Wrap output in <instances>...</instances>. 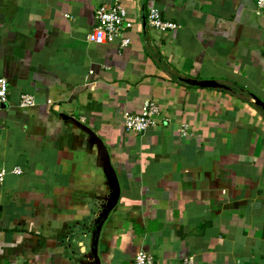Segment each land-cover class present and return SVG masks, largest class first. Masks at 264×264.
<instances>
[{
    "label": "crops",
    "instance_id": "1",
    "mask_svg": "<svg viewBox=\"0 0 264 264\" xmlns=\"http://www.w3.org/2000/svg\"><path fill=\"white\" fill-rule=\"evenodd\" d=\"M116 4L129 44L87 43L94 10ZM150 4L0 0V264L89 263L68 229L106 188L73 121L101 142L118 186L98 264L137 252L153 264H264V13L254 0H154L176 26L157 32L142 27ZM19 95L33 105L16 107ZM146 101L155 127L124 131L122 113Z\"/></svg>",
    "mask_w": 264,
    "mask_h": 264
},
{
    "label": "built area",
    "instance_id": "2",
    "mask_svg": "<svg viewBox=\"0 0 264 264\" xmlns=\"http://www.w3.org/2000/svg\"><path fill=\"white\" fill-rule=\"evenodd\" d=\"M148 6L144 15V25L148 29L157 32L175 29L172 23L163 22L158 10L153 4ZM253 12L255 15L264 13V0H254ZM94 27L85 35V41L93 45H103L117 42L119 48H124L129 44V39L125 32L130 29L131 23L126 19V12L120 5L111 7H97L93 12ZM91 74V72H90ZM7 83L0 77V112L8 107ZM33 105V99L29 95H19L16 107L26 108ZM159 113V108L153 101L143 103L138 114H132L124 111L121 116V125L124 131L132 133H142L146 129L155 127V116ZM185 128V127H184ZM183 135V130L181 132ZM18 174V169L12 171ZM4 172L0 170V182L3 179ZM131 264H153L152 257L144 252H137L132 258Z\"/></svg>",
    "mask_w": 264,
    "mask_h": 264
},
{
    "label": "water",
    "instance_id": "3",
    "mask_svg": "<svg viewBox=\"0 0 264 264\" xmlns=\"http://www.w3.org/2000/svg\"><path fill=\"white\" fill-rule=\"evenodd\" d=\"M144 26V19H142V27ZM180 81L182 83H185L186 85L204 88H223L221 85L209 80L193 81L189 79H180ZM73 122L76 124L77 128L80 131L85 133L90 138L91 144L94 147V154L96 160L104 178V186L106 188V193L104 195V198H102L101 200L92 201L88 217H86L80 222L74 223L71 227H69L67 241L70 242L68 246H76L77 255L75 256L87 258L89 262L88 264H98V259L95 253V244L97 236L103 222L107 218L108 213L116 203L118 197V186L114 171L108 163L106 151L101 142L88 129L82 127L76 121ZM84 239H86L89 244L87 246L88 251H86L85 253L81 251L80 253L79 250L82 249L81 247L83 245Z\"/></svg>",
    "mask_w": 264,
    "mask_h": 264
}]
</instances>
